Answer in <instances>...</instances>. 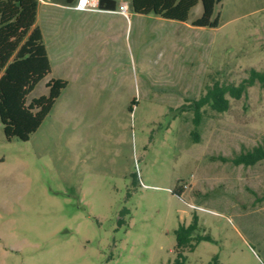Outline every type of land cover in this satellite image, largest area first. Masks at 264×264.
<instances>
[{
  "label": "rangeland",
  "instance_id": "rangeland-1",
  "mask_svg": "<svg viewBox=\"0 0 264 264\" xmlns=\"http://www.w3.org/2000/svg\"><path fill=\"white\" fill-rule=\"evenodd\" d=\"M64 1L38 2L50 73L27 102L51 77L67 86L27 141L0 123V264H172L194 216L209 239L184 264H264V160H219L261 143L264 89L204 108L198 142L175 111L264 70V0H222L215 28L191 25L200 1L185 22Z\"/></svg>",
  "mask_w": 264,
  "mask_h": 264
},
{
  "label": "trees",
  "instance_id": "trees-1",
  "mask_svg": "<svg viewBox=\"0 0 264 264\" xmlns=\"http://www.w3.org/2000/svg\"><path fill=\"white\" fill-rule=\"evenodd\" d=\"M120 0H98L99 10H116ZM198 1L202 4L201 15L191 22L195 27L215 28L218 16L215 6L222 0H129L134 13L154 14L163 19L185 22L189 11ZM76 0H65L73 5ZM38 0H0V123L6 140L17 138L27 141L50 112L55 100L67 86L62 78H49L45 82L47 95L32 98L27 96L36 84L50 73V63L42 41L40 29L35 26ZM255 82L264 89V70L250 68L238 84L214 82L205 85V90L196 99H190L175 109L176 112L193 113L190 132L193 142H198V127L205 109L225 112L229 108V97L240 99L247 95V88ZM134 101H131V105ZM131 106H129V110ZM222 162L233 165L252 166L264 160V136L261 143L251 149H242L233 157H219ZM173 192L180 194L181 189ZM176 259L172 264H184L185 252L193 251L208 235L199 233L196 216L188 225L180 224L175 230Z\"/></svg>",
  "mask_w": 264,
  "mask_h": 264
},
{
  "label": "built area",
  "instance_id": "built-area-1",
  "mask_svg": "<svg viewBox=\"0 0 264 264\" xmlns=\"http://www.w3.org/2000/svg\"><path fill=\"white\" fill-rule=\"evenodd\" d=\"M40 0H38L39 2ZM98 5V0H76L74 4V9L79 11H95ZM99 10V9H98ZM121 12L127 14V6L122 5Z\"/></svg>",
  "mask_w": 264,
  "mask_h": 264
},
{
  "label": "crops",
  "instance_id": "crops-1",
  "mask_svg": "<svg viewBox=\"0 0 264 264\" xmlns=\"http://www.w3.org/2000/svg\"><path fill=\"white\" fill-rule=\"evenodd\" d=\"M75 4V3H74ZM73 4V5H74ZM56 5H59V6H61V7H63V8H68V9H73V10H76V9H74V6L73 5H67L66 3H65V1H64V5L63 4H61V3H56ZM79 11V10H78ZM102 11H108V10H102ZM48 55V54H47Z\"/></svg>",
  "mask_w": 264,
  "mask_h": 264
}]
</instances>
